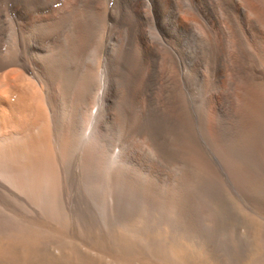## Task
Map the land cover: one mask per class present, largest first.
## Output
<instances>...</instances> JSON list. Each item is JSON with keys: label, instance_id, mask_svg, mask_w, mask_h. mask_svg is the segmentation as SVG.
Instances as JSON below:
<instances>
[{"label": "bare ground", "instance_id": "6f19581e", "mask_svg": "<svg viewBox=\"0 0 264 264\" xmlns=\"http://www.w3.org/2000/svg\"><path fill=\"white\" fill-rule=\"evenodd\" d=\"M49 191L83 229L144 219L168 264L167 239L217 264L248 248L237 203L217 205L264 214V0H0V227L17 248L39 244Z\"/></svg>", "mask_w": 264, "mask_h": 264}, {"label": "rangeland", "instance_id": "374dc122", "mask_svg": "<svg viewBox=\"0 0 264 264\" xmlns=\"http://www.w3.org/2000/svg\"><path fill=\"white\" fill-rule=\"evenodd\" d=\"M205 62H209V59L206 57ZM161 68L162 70L164 68L163 60ZM203 77L204 80L206 79L207 86L206 84L204 85L205 87L201 91L203 93H200V97L205 100L209 93L208 90H210L209 87L211 88L212 85L210 86L211 83L207 82L210 77L208 72ZM219 170L222 175L225 174L224 170H221V168ZM209 171L212 173L210 178L215 183L221 181L219 172L213 174L215 172L213 168ZM55 190L53 193L57 194ZM51 193L49 191L48 194ZM40 195L42 196L37 198L38 203L35 201L44 216V220H38L36 223L41 235L39 241H37L39 244L35 243L34 247L28 248L22 244L23 247L19 246L17 248L14 240L12 244V240L7 238V231L1 230L3 228L0 227V251H4L9 244H11V247L16 248V251L13 252V249L10 251L13 253L9 255L10 258L0 260V264H118L117 259L122 264H168V260L164 261L165 258L163 256L154 252L153 244L155 243L157 247H160L158 245L163 244L161 243L162 240L158 239L157 242L154 234L152 236L154 238H152L151 233L147 232L145 235V233L141 232L144 219L136 217L124 227L125 220L122 218L119 219L122 217L120 216L121 214L118 218L113 214L116 220L111 223L109 221L107 228L98 229L95 225H92L95 226L92 227L90 222H88V225H85L87 229H83L79 225V219H77L76 215L67 212V209L61 204L57 195L54 197L55 195L51 194L45 197L43 192ZM227 195L231 197L232 203L225 200L223 203L217 205L218 210L222 208L228 214L232 210L234 202L237 203L239 209L233 212L234 214L231 216L232 222L230 223V228L236 226L241 235L245 233L248 242V248H241L236 253L227 254L225 256L227 263L264 264V214L255 215L245 209L243 210L241 207L242 203L239 199H236L231 192H228ZM206 196L208 197V194L205 191L201 193V199H207ZM52 197L54 198L52 199ZM104 198L107 201V208L110 210L107 199V188L104 191ZM14 203L16 204V201ZM64 203L66 205V202ZM2 204L3 202L0 200L1 207L3 206ZM20 204H16L17 207L26 212V207ZM3 208L4 213L10 211L9 213L11 214L19 215L18 212H13L14 210L12 208ZM92 217L94 221L98 218L95 210L92 211ZM91 223L93 222L91 221ZM138 229H140L139 232L137 231ZM2 231L5 233V236ZM52 232H54L53 234L60 232L62 236L59 239L53 238ZM167 241L163 242L167 244V247L169 246V248L173 249L172 252L180 256V264H217L214 257L208 251H189L185 249L186 247L179 248L176 243L174 244L169 239ZM60 248L63 249V253H60Z\"/></svg>", "mask_w": 264, "mask_h": 264}]
</instances>
